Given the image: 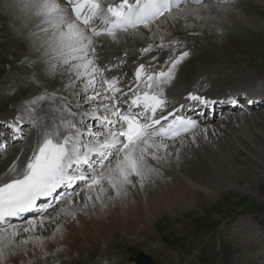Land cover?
<instances>
[{
    "label": "snow or ice",
    "instance_id": "snow-or-ice-1",
    "mask_svg": "<svg viewBox=\"0 0 264 264\" xmlns=\"http://www.w3.org/2000/svg\"><path fill=\"white\" fill-rule=\"evenodd\" d=\"M182 2L186 0H21V10L38 21L44 34L41 45L44 55L68 67L74 79L67 87H73L76 82L83 84L81 91L92 110L74 111L67 99L61 97L63 103L50 108L55 115L45 122V117L35 115V108L26 109L35 129L29 154L21 159L22 150L0 175V264H11L12 258H18L17 264H36L37 260L48 264L49 256L55 257L63 251L58 246L63 239V226L58 217L76 218L74 196L83 193L86 209L89 202L93 207L96 202L104 206L105 196L108 200L127 196L129 187L137 183L143 188L145 181L158 174L159 169L152 162L159 164L170 155L167 141L194 133L198 127L195 121L174 116L164 126L161 120L168 117L156 118L157 111L167 103L164 85L171 83L178 65L189 56L187 51L173 54L181 46L179 39L172 38L165 43L161 35L158 45L149 43L140 49L141 55L153 52L154 47L169 49L166 71L150 72L143 63L137 67L135 78L143 83V89L138 84L137 88L130 87L124 92L118 86V78H105L103 72L107 69L97 63L98 47L104 39L119 43L121 35L144 36L143 30L154 36L161 25L180 19L177 11H184ZM192 2L207 7L203 0ZM192 11L198 15L197 9ZM98 82L100 90L96 89ZM89 90L93 93L90 96ZM129 93L131 102L125 99L123 103L128 107L122 110L120 97H127ZM46 99L55 101L56 96L54 93L41 95L28 104L36 105ZM188 99L201 104L216 103L194 93H189ZM133 108L141 110L136 112ZM84 117L97 121L103 131H93L92 126L85 124ZM21 120L17 116L8 125L13 139L21 138ZM78 184L81 186L78 191L58 192ZM109 192L114 195H108ZM41 200L47 203L39 205ZM57 205L64 206L55 216L46 215ZM31 212H36L38 218L27 219L20 225L11 223V218H22ZM46 223H56L57 227L48 236L38 235V231L46 230Z\"/></svg>",
    "mask_w": 264,
    "mask_h": 264
},
{
    "label": "rangeland",
    "instance_id": "rangeland-1",
    "mask_svg": "<svg viewBox=\"0 0 264 264\" xmlns=\"http://www.w3.org/2000/svg\"><path fill=\"white\" fill-rule=\"evenodd\" d=\"M187 4L189 3L182 4L181 8ZM203 4L210 8L213 5L215 7L206 13L208 21L205 22V27L194 28L183 34L186 37L193 36L194 40L200 42V45L196 44L198 47L188 48L192 52L190 59H186V62L190 61V69L188 68L186 74L193 75L199 62L212 55L215 64L212 66L223 68L225 71L219 74L217 79H225L224 88H227V91L244 88L250 90L259 82L264 84V1L218 0L203 1ZM221 5L234 7L237 11H219L218 7ZM19 26V21L11 16L3 0H0V96L3 95V86L12 83L10 76L14 78L20 74L24 78L17 87L4 93L6 101L0 98L1 120L11 116L16 104L40 93L38 87L44 84L29 78L42 64L23 40L25 33H22ZM184 46L186 48V44ZM58 63L60 62H57V65ZM66 69L68 67L63 65L61 72L57 70L54 75L65 74ZM179 70L177 76H190L184 74L187 69L182 67ZM47 90L53 92L54 88ZM224 91L226 93V90ZM74 95L80 103L84 102V107H91L84 93ZM87 95L92 94L88 92ZM236 108L241 109L238 106ZM251 108L252 110L248 111H235L223 119L219 118L218 112L206 111L202 115L201 119L208 114V120L203 121L205 124H210L216 129L224 126L228 130L223 132V135L218 133L214 134L217 135L215 138L210 137L214 143L213 157L204 152L203 148L207 145L205 142L200 141L197 145L191 143L194 151L185 149L183 153L187 157H182L179 161L182 168L193 171L197 165L196 158L203 155L202 158L206 160L201 164L204 168L195 174L182 175L181 171L177 173L176 170L159 172V175L174 182L168 181L166 184L158 181L156 188L148 191L149 201L156 200V203L151 220L139 223V230L145 231L141 237L127 235L123 231L111 232L105 235V239L96 240L88 249V255L79 251L75 258L65 255L67 258H56L48 264H53L54 261L55 264H130L140 252L150 256L155 264H262L260 256L264 250V236L256 238L251 233L264 232V154L258 152L259 149L264 150V108ZM225 111L227 110H221V114ZM256 113H262L259 117L261 122L254 124L261 128L259 135L257 136L255 127H251L250 130L245 129L246 131L244 128L235 130L238 134L232 137L231 128L235 127V121L240 117L248 119V116L252 117ZM5 130L4 128L3 131ZM241 130L251 134L253 141ZM199 131L200 128L197 127L192 135H197ZM187 140L188 136L175 142L170 141L169 147L174 145L173 143L179 145ZM8 147L0 152V173L8 159V156L4 155ZM208 156L214 158L217 168L216 165L207 163ZM185 174L191 182L183 179ZM152 182L150 180V183ZM178 196L182 203L178 202L179 205L175 207L173 201ZM79 197L83 198V193ZM79 197L74 196L73 201ZM185 197L189 199L186 201ZM62 206L64 205H58L53 212L46 215L52 216V213H56ZM25 222L26 219L22 224Z\"/></svg>",
    "mask_w": 264,
    "mask_h": 264
},
{
    "label": "bare ground",
    "instance_id": "bare-ground-1",
    "mask_svg": "<svg viewBox=\"0 0 264 264\" xmlns=\"http://www.w3.org/2000/svg\"><path fill=\"white\" fill-rule=\"evenodd\" d=\"M3 2L6 5L7 9L10 11L11 16L19 21L20 30L22 31V33H25L23 40L28 45L29 49L39 57L40 59L39 63L42 64L41 68H38L35 73L30 74L29 78L33 81L44 82V84H42L40 88L38 87V92L40 93L34 96H30L26 98L25 101L16 104L14 110H12L13 111L12 114H10L11 116L5 119V121L14 122L16 120V117L20 116L22 117V120L19 122V124L21 125L23 124L21 128H23V126L25 127L27 126L26 127L27 130L24 133H22V137L20 139L21 142L16 141L11 143V146L10 143L7 145L9 147L6 149L4 155L8 156V159L5 161L6 165L4 166L0 175H2L6 171V169L11 165V163L16 159L17 156L21 155L22 150L24 155L21 156V159H24L29 154L30 147L35 137V129H33L29 120L30 112L29 110L26 109L35 108L36 109L35 115L45 117V122L48 121L49 117L55 115L52 111H50V108H54L60 105L61 103H63V101L60 99L61 97L67 99V101L73 106L74 111L83 113V112H90L92 110L91 107L89 108L84 107L83 105L84 102L80 103L78 101V97L74 95L76 93L82 92L81 91V89L83 88L82 83L76 82L73 87H67L70 80L74 79L73 74L70 73L68 69L64 70L65 74L54 75V73L57 70L60 71V68H62L63 65L61 63H58L57 65L58 62L57 60L51 59L49 56L44 55V48L41 46L45 39L44 34L40 31V27H38V21L35 18H29L27 13L21 10L20 7L21 0H3ZM184 3L185 2H182V4ZM186 3L194 4L192 0H186ZM189 4H187L186 7L182 8L184 9L182 13L177 11V15L180 16V19H178L175 22L170 21L166 25H161V30L158 33H156V35L154 36L152 33L148 32L147 30H143L145 33L144 36L121 35V39L119 43H113L110 40L104 39L103 45L101 47H98L99 59L97 61L98 65L102 69H107L106 71L103 72V76L108 79H111L112 77L118 78L119 81L118 86L124 92H128L130 87L133 89L137 88V86L134 87V85L136 84L137 85L139 84V87L143 89V83L136 81L135 78V71L137 67L139 66V64L143 63L150 72H159L161 70L166 71V69L169 66L166 63V61L168 60L169 49L167 47L163 50L154 48L153 52L148 53L146 55H141L140 49L143 47H147L149 43L159 44L161 42L160 36L163 35L165 37V43H167V41L172 38H177L181 41V46L175 49V52L173 53L174 55L178 54L181 51L189 52V56L181 62L182 64L180 63L181 65L180 64L178 65L175 71L174 79L171 81V83L164 85L165 97L168 104H170L171 102H175L174 104L171 105H174L175 107L178 108L181 107L182 105H184V103H186V101L187 102L192 101L188 99L189 93H194L202 97H206V96L218 97L226 94L224 91L226 90L227 92V88H224L225 79H223L222 77L217 79L218 75L224 73L225 71L223 68L218 69L217 67L215 68L212 66L215 65L212 59L213 58L212 55L210 56L208 55L201 62H199L198 68L195 70L196 72L194 71L195 73L193 75L191 73L186 74L187 71H189L190 69L189 68L190 61L186 62V59L187 60L190 59L191 57L190 53L192 52L188 48L194 46L198 47L196 44L199 43L200 45V42L197 39L194 40L195 37L193 36H189L190 37L189 38L183 34H186L185 32L190 31L194 28L201 29L202 27H205L206 26L205 24L208 21L206 18V13L210 12L211 9L215 7V5H213L211 8L210 6H207L206 8L200 6L194 7ZM193 9L198 10V15L197 12L192 11ZM218 9L219 11H229V12L237 11V9L234 7L231 6L223 7L222 5L219 6ZM165 29L167 30L166 32ZM168 33H170V35H168ZM150 36L152 38L148 39V37ZM184 44H186V48ZM125 53H127V55H125ZM154 56L157 57V59L153 60ZM122 65H126V66H122ZM149 65H151V67H149ZM182 67L184 68V70L187 69L184 74L190 76L183 77L180 74L177 76V71H180L179 69H182ZM209 68L212 70H208ZM204 71H206L207 73H204ZM19 75H17L14 78L10 76L12 78L11 79L12 81L10 82L12 83L8 86L6 85L3 86V89L1 90L3 95L0 96V98L3 101H6V95H4V93H8L10 89L15 86L17 87L19 82L24 79L23 75L20 76ZM99 80H100V76L98 75L97 81ZM258 84L261 85L259 86V88L257 87ZM262 85L264 86L263 82L262 83L259 82L255 84L254 87L251 88L250 90H255V93H259L260 91L258 90L261 89ZM52 87L54 88V91L49 92V90L47 89H51ZM96 89L100 90L99 82L96 84ZM244 89H248V88H244ZM53 93L56 96L55 101L46 99L44 101L39 102L36 105L28 104L29 101L41 95H51ZM89 94H93L92 90H89ZM129 95L132 94L129 93ZM123 98H124L123 96L120 97V99ZM76 104H79L80 107L79 108L75 107ZM254 106H257V104H253L252 106H250L249 109L252 110L251 107ZM243 107L244 105L242 104L238 106V108H243ZM236 109H237L236 107L227 106L220 109V111L227 110L231 112ZM211 112L214 113L217 112V110L214 111L212 110ZM204 114L205 113L203 112L202 115ZM202 115L198 116V118L201 119ZM261 115L262 113L260 114L256 113L252 117L248 116V119H246L245 117H240L238 121H235V127L231 128L233 130L232 137H236V135L238 134V132L235 130L239 131V129H243V128L244 130L245 129L250 130L251 127H255V130L257 131L256 134L258 136L261 128H257V126H254V124L257 125L259 124V122H261V119H259ZM215 117L213 119H215ZM83 119L85 124L92 126L93 131H103L102 129L101 130L95 129V128H100L97 121H94L88 117H84ZM204 124L205 123L203 122L202 119L199 120L198 127L200 128V131L198 132L197 135H192L191 132L186 135H183L182 137L188 136V140L184 141L183 144L176 145V143H173L174 145L168 148V152L170 153V155H168L166 161H162L159 164H157L155 161L152 162L153 165L159 169L158 174H156L152 179H150L153 181L152 183H150V180L145 181L143 188H141L139 186V183H137L135 187H129L127 196L117 198L114 200H108L107 196H105L104 206H101L99 202H96L95 207H93L92 202H89L88 207L84 209L83 208L84 198L79 197V199L73 201V207L77 208L76 218L71 219L70 217H64V216L58 217L59 224L63 226V239L58 242V246L62 247L63 251L56 253L55 257L49 256L47 258V261L51 262L56 258H61L64 257L65 255H67L68 258H75L76 257L75 255L79 251H81L83 254L88 255V249L91 248L92 244H94L96 240L105 239V235L111 232L114 233L115 231H123V233L127 235L134 234L136 236L141 237L145 231L139 230L140 229L139 223H143L145 221L151 220L152 218L151 213L153 211V206L156 203V200H153V202L149 201L148 191L155 189L156 186L158 185V181L166 184H168L167 182L170 181L168 179H165V177H163L162 175H159L160 174L159 172L161 170H168V171L176 170L177 173L181 171L182 175L184 173H187L190 176L195 174V172L204 168V166H202L201 164L206 160H204V157L202 158L203 155H201L200 158L199 157L196 158L197 165L196 167H194L193 171H190L186 168L185 169L182 168L179 164V161L182 157L183 158L187 157V155L184 156L183 153L185 149H192L194 151V147H191V143L197 145V143H199L200 141L205 142L207 145L205 146V148H203L205 150L204 152L209 153V155L213 157V155H215L214 143L210 139V137L215 138L217 135L214 134H218V133L223 135L222 133L228 130V128H225L224 126L216 129V127H212L210 126V124H205V125ZM2 125L0 123V136H2L3 128H5V125L3 127ZM5 129L7 130L6 132H9L8 127H6ZM244 130L241 131L244 132ZM244 133L251 141H253L251 134H248L246 132ZM6 137L8 136H4L3 138ZM180 138H177L176 140ZM254 139L256 138L254 137ZM170 141H167V143L169 144ZM175 141H171V142H175ZM14 143H16V145H13ZM195 151L197 152V150ZM258 152L260 154H264L263 149L262 150L259 149ZM177 155L179 158H177ZM211 157L210 156L207 157L208 158L207 163L209 165L214 164L216 165L217 168L218 167L217 163H215L214 158ZM133 179L135 180L136 178ZM183 179L191 182V179L186 174L183 176ZM172 181L173 180H171L170 182ZM108 195H114V193L109 192ZM180 199H181L180 196H178L177 199L173 201V206L176 207V205H179L178 202L182 203V200ZM187 199L189 198L185 197L186 201ZM184 203L185 202H183V204ZM79 209H83V211H80ZM53 210L50 212H53ZM55 215L56 213H52V216ZM24 221L25 220H23V222ZM16 224L20 225L22 224V222H18ZM56 227H57L56 223H46V230L38 231L37 234L48 236ZM251 234L256 238H260L264 236V232H258V233L254 232ZM48 247L50 249H54V246L52 244H49ZM262 248L264 249V247ZM260 259L262 261V264H264V250L260 256ZM17 260L18 258H12L11 264H17ZM36 264H42V262L37 260ZM130 264H137V263L133 261Z\"/></svg>",
    "mask_w": 264,
    "mask_h": 264
},
{
    "label": "water",
    "instance_id": "water-1",
    "mask_svg": "<svg viewBox=\"0 0 264 264\" xmlns=\"http://www.w3.org/2000/svg\"><path fill=\"white\" fill-rule=\"evenodd\" d=\"M135 261L138 264H155V261L150 256H148L147 254H145L143 252H140L136 256Z\"/></svg>",
    "mask_w": 264,
    "mask_h": 264
}]
</instances>
